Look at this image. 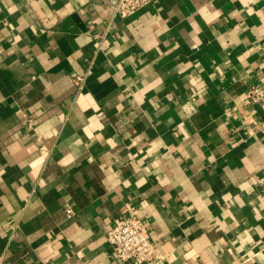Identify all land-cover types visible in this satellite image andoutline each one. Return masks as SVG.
Segmentation results:
<instances>
[{"label": "crops", "instance_id": "obj_1", "mask_svg": "<svg viewBox=\"0 0 264 264\" xmlns=\"http://www.w3.org/2000/svg\"><path fill=\"white\" fill-rule=\"evenodd\" d=\"M263 82L264 0H0V264H264Z\"/></svg>", "mask_w": 264, "mask_h": 264}, {"label": "built area", "instance_id": "obj_2", "mask_svg": "<svg viewBox=\"0 0 264 264\" xmlns=\"http://www.w3.org/2000/svg\"><path fill=\"white\" fill-rule=\"evenodd\" d=\"M151 0H109L115 16L127 18L147 6ZM81 78L76 79L80 87ZM243 102L258 106L264 112V82L251 86ZM106 242L118 264H165L150 238V228L133 210L122 211L114 218Z\"/></svg>", "mask_w": 264, "mask_h": 264}]
</instances>
